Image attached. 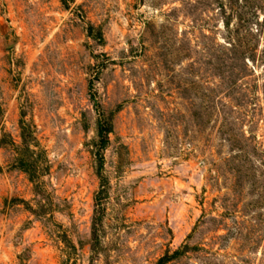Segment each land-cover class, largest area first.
Masks as SVG:
<instances>
[{
    "label": "rangeland",
    "instance_id": "374dc122",
    "mask_svg": "<svg viewBox=\"0 0 264 264\" xmlns=\"http://www.w3.org/2000/svg\"><path fill=\"white\" fill-rule=\"evenodd\" d=\"M0 264H264V0H0Z\"/></svg>",
    "mask_w": 264,
    "mask_h": 264
},
{
    "label": "trees",
    "instance_id": "16d2710c",
    "mask_svg": "<svg viewBox=\"0 0 264 264\" xmlns=\"http://www.w3.org/2000/svg\"><path fill=\"white\" fill-rule=\"evenodd\" d=\"M106 127L103 125L102 122H98V136L100 137V140L98 142V148L100 149H103L106 147L107 143H108V139H107V136H106ZM99 150H97L96 154H95V157H96V175L98 177L101 178L100 176V171L102 169V165H103V157L102 155L100 154V152H98ZM102 195H106V190H105V180L102 179V182H101V188L100 190L98 191V201H99V197L102 196ZM96 200H97V197H96Z\"/></svg>",
    "mask_w": 264,
    "mask_h": 264
}]
</instances>
